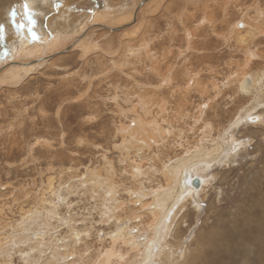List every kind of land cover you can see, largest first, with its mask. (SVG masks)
<instances>
[{"label": "bare ground", "instance_id": "bare-ground-1", "mask_svg": "<svg viewBox=\"0 0 264 264\" xmlns=\"http://www.w3.org/2000/svg\"><path fill=\"white\" fill-rule=\"evenodd\" d=\"M12 1L0 0V109L29 97L34 82L49 83L59 76L56 82L65 85L63 95H69L61 98L56 115L65 102H81L82 119L90 126L99 113L97 98L105 105L108 101L120 122L115 127L119 143L112 145L119 157L116 165L105 151L100 167L90 165L78 172L59 166L38 191L21 196L13 224L11 218L4 219L1 203L0 264L195 262L202 241L183 235L179 227L187 216L184 211L190 205L194 214L198 211L202 196L217 180L214 169L234 162L246 146L249 138H238L237 130H264V0H24L20 16L8 9ZM25 4L30 17L25 16ZM230 8L238 17L228 23ZM212 40L217 45L211 50ZM222 45L229 50L230 62L218 82L217 76L206 75L212 60L206 52ZM235 54L240 60H233ZM96 85H104L105 93L96 94ZM227 89L233 92L230 101L235 106L244 101L218 130L207 112ZM192 93L200 102L188 112ZM38 95L34 89L32 96ZM26 101H18L17 108L28 115ZM186 118L192 126L179 129V121ZM7 129L13 131V123ZM189 133L195 134L192 143ZM170 138L176 139V146L167 147ZM171 147L177 150L172 149L174 154L180 153L165 155ZM71 196L92 200L99 219L84 218L78 226ZM261 199L263 221L257 235L264 242V194ZM96 223L100 231L93 229ZM94 230L96 247L88 241Z\"/></svg>", "mask_w": 264, "mask_h": 264}, {"label": "rangeland", "instance_id": "rangeland-1", "mask_svg": "<svg viewBox=\"0 0 264 264\" xmlns=\"http://www.w3.org/2000/svg\"><path fill=\"white\" fill-rule=\"evenodd\" d=\"M225 1L226 0L220 1V3H224ZM23 2L24 0H14L10 2L8 9L12 8V10H15L17 15L20 16V9ZM230 9L232 11L226 20L228 23L238 17L235 10L232 8ZM218 15L219 13H217V16ZM224 26L225 25L222 24V27ZM219 28L220 27H218V29ZM221 30L223 31V29ZM211 43L213 44L210 47L212 50L217 44L213 40ZM262 46L264 47V42L260 46V49H263L262 53H264V48ZM215 51L208 50L206 52L207 54H211L210 56L212 58V63L208 61L210 67L208 71H206V75H215V77L217 76L218 82H221L228 73L226 64L230 62L228 56L229 50L225 45H222ZM233 57L236 58L233 59L234 61L241 58V56L237 54ZM234 61L232 62L234 63ZM257 62L259 66L255 64L254 69L257 68L256 66L259 68L263 66L261 60ZM59 78V76L56 78L52 77L49 83L44 82V79H42V82H34L30 87L31 93L28 92L29 97H24L25 99L23 97L21 99H15V106L5 105V107L0 109V204L3 203L1 205H5L4 219L6 217V219L11 218L12 220L10 222L12 224L16 222L19 217L18 205L21 204L23 200L21 196H25L29 192V195H32L38 191L50 174L56 175L52 174V172H57L56 169L59 166H63L65 169L71 167L70 169H74L76 172L83 171L86 166L88 167L90 165L98 168L101 163V154L105 151L110 159L114 161V164L118 165V151L113 150L112 145L119 143V136L115 134V127H117L120 122L114 116L115 111L112 109L113 106L110 105L108 101L105 105L97 98V100H99L97 101L99 113L96 115V122L90 126L85 124V118L81 116V112L84 109L81 102L80 104L74 103L71 105H69L70 103L65 104V102L61 106L63 110L59 113L58 117L56 112L58 111L59 102L62 97H67L69 95H63L65 85L57 83ZM97 87L96 85V94L100 92L105 93L104 89L106 88L104 85ZM34 89L38 90L39 95L37 99L34 98L36 96H32ZM232 95L233 92H231V90H224L220 96H217L216 103L212 106L213 109L211 108V110H208L209 113L207 112V119L215 121L214 124L218 130L226 126L230 116H232L235 109H237V105L244 101V99L238 100L235 106L230 101L232 100ZM1 98V101L5 103L6 100L3 97ZM26 98L27 101L25 104L27 105L25 109H28V112L30 111L28 115L26 113H24L25 115L23 114L22 111L24 108H17V102L26 100ZM34 99L35 101L37 100L36 103ZM198 102L200 101H198L196 94L192 93L190 98L191 104L187 107L188 112L190 108H192L191 106L196 103L198 104ZM41 104L44 107L43 115L40 114L43 109ZM66 107L68 108L66 109ZM214 111L217 114H214ZM115 114L118 116L117 113ZM61 115L63 117H60ZM214 115L217 117L214 118ZM121 119H123L121 120L123 122L127 121V119ZM64 120L65 122H63ZM10 123H13V131L7 129ZM181 123L182 121H179L177 125L179 129L188 130L189 127L192 126V121L188 118H186L182 124ZM243 129L244 128H240L237 130L236 136L243 139V141L248 137L249 141L246 142V146L242 148V151L234 162L229 163L227 166L216 167L214 169L213 173H217L218 175L217 180L209 186L204 196H202V198L204 197L205 199L203 198L201 201L198 211L194 214L191 205L184 211L187 216L185 217V222H182L179 227L183 235L190 237L189 241L192 242L198 238L202 241L199 254L196 256L197 260L189 264H261V260L264 261V242H262L257 235L258 225L263 221L261 216L263 207L261 198L264 194V130L262 128L255 129V127L252 126H246L245 129ZM7 130L9 132H7ZM189 134L188 141L192 143L195 141V134ZM10 135L12 136L10 137ZM8 137L10 138L8 139ZM37 140L42 143L47 141L46 143L49 145H38ZM61 140L63 142H61ZM174 140L176 139L172 138L171 140L170 138V144L167 147L172 146ZM173 145L176 146L175 143ZM48 146L51 148H48ZM176 148L179 149V147ZM172 149L173 151H177L171 147V149L166 152L163 148L166 152L165 155L171 153L168 156H174L180 153V149L175 154ZM35 151L37 152L35 153ZM51 153L53 157H51ZM41 154H45L46 156H41ZM218 190L222 194H218ZM15 196H17V200L13 202L12 199ZM70 199L73 201L72 205H74L73 208L77 214L75 220L78 226H81L80 224L84 218L88 220L94 218L93 221L99 219L97 208L93 207L94 204L92 200L87 202V199H80L78 196H71ZM9 208H11L10 213L8 211ZM86 209L90 210L91 216L88 215ZM235 212H238V214ZM245 217H251L252 221L246 223V221H244ZM98 225V223L94 224L95 228L93 229H99L100 231L102 227ZM95 233L94 230L90 237L91 239L88 240L89 244L91 243L92 246L97 245V236ZM192 245V252H194V250H196L194 249L195 243H192Z\"/></svg>", "mask_w": 264, "mask_h": 264}, {"label": "snow or ice", "instance_id": "snow-or-ice-1", "mask_svg": "<svg viewBox=\"0 0 264 264\" xmlns=\"http://www.w3.org/2000/svg\"><path fill=\"white\" fill-rule=\"evenodd\" d=\"M24 12H25V16L26 17H30L31 16V13L28 11L27 4L24 5ZM33 23L34 22L31 19H29V25L31 26V25H33ZM17 27L18 28L22 27V25H17ZM3 31H4L3 27H0V39H3V35H2ZM29 32L31 33L32 39L35 40L37 37H36L35 33L32 32V28L31 27H29Z\"/></svg>", "mask_w": 264, "mask_h": 264}, {"label": "water", "instance_id": "water-1", "mask_svg": "<svg viewBox=\"0 0 264 264\" xmlns=\"http://www.w3.org/2000/svg\"><path fill=\"white\" fill-rule=\"evenodd\" d=\"M193 185H194L195 187H198V186H199V181H198L197 179H194V180H193Z\"/></svg>", "mask_w": 264, "mask_h": 264}]
</instances>
